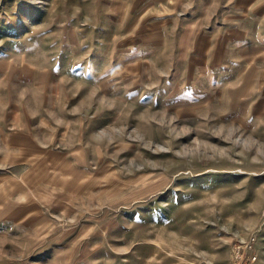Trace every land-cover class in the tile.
Here are the masks:
<instances>
[{"label":"rangeland","instance_id":"rangeland-1","mask_svg":"<svg viewBox=\"0 0 264 264\" xmlns=\"http://www.w3.org/2000/svg\"><path fill=\"white\" fill-rule=\"evenodd\" d=\"M262 2L0 0V264H264Z\"/></svg>","mask_w":264,"mask_h":264},{"label":"built area","instance_id":"built-area-1","mask_svg":"<svg viewBox=\"0 0 264 264\" xmlns=\"http://www.w3.org/2000/svg\"><path fill=\"white\" fill-rule=\"evenodd\" d=\"M248 246V245H247ZM248 249H251L253 251L252 246H248ZM234 250H236V262L234 264H252L257 259V254L255 252H245L242 250V244H239V246H233ZM244 249V248H243Z\"/></svg>","mask_w":264,"mask_h":264},{"label":"crops","instance_id":"crops-1","mask_svg":"<svg viewBox=\"0 0 264 264\" xmlns=\"http://www.w3.org/2000/svg\"><path fill=\"white\" fill-rule=\"evenodd\" d=\"M256 6H258L259 8L260 7H264V3H258ZM263 31H264V28H263ZM245 36V33L241 32L237 37V39L239 40H242V38ZM7 207H8V204H7ZM4 208V206H3ZM6 208H4L5 210ZM3 211V210H2ZM7 211V210H6ZM4 212V211H3ZM8 214L6 216H10V217H15V218H18V214H17V208L14 206L13 209L11 211H7ZM19 219V218H18ZM32 220V219H31Z\"/></svg>","mask_w":264,"mask_h":264}]
</instances>
